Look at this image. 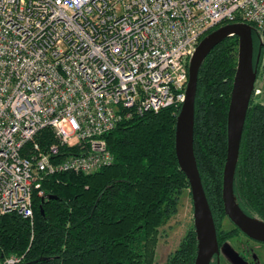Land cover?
I'll use <instances>...</instances> for the list:
<instances>
[{
	"label": "built area",
	"instance_id": "2783aa9c",
	"mask_svg": "<svg viewBox=\"0 0 264 264\" xmlns=\"http://www.w3.org/2000/svg\"><path fill=\"white\" fill-rule=\"evenodd\" d=\"M232 23L263 41L264 0H0V216L32 221L47 175L95 173L120 122L180 110L196 46Z\"/></svg>",
	"mask_w": 264,
	"mask_h": 264
},
{
	"label": "trees",
	"instance_id": "16d2710c",
	"mask_svg": "<svg viewBox=\"0 0 264 264\" xmlns=\"http://www.w3.org/2000/svg\"><path fill=\"white\" fill-rule=\"evenodd\" d=\"M231 38L235 45L223 47ZM231 38L205 58L194 107V154L214 224L215 212L222 213L226 117L237 65L238 43ZM178 113L168 107L120 122L103 136L112 162L95 173L47 175L45 196L32 195V221L16 213L0 216V258L22 256L21 264H156L160 230L189 189L175 157ZM39 140L48 146L51 132L42 131ZM234 175L236 201L264 221L261 105L247 111ZM195 256L192 233L164 264H193Z\"/></svg>",
	"mask_w": 264,
	"mask_h": 264
},
{
	"label": "water",
	"instance_id": "95a60500",
	"mask_svg": "<svg viewBox=\"0 0 264 264\" xmlns=\"http://www.w3.org/2000/svg\"><path fill=\"white\" fill-rule=\"evenodd\" d=\"M231 37L237 38L238 52L226 117V158L222 173L221 200L225 216L242 233L253 240L264 242V221L244 214L237 204L233 190L242 132L256 80V68L253 64V28L244 23H232L213 30L196 46L188 62L185 100L175 124V157L179 170L188 181L193 208L196 240V256L193 264H209L213 255L218 253L216 229L198 172L193 147L197 78L209 53Z\"/></svg>",
	"mask_w": 264,
	"mask_h": 264
},
{
	"label": "rangeland",
	"instance_id": "374dc122",
	"mask_svg": "<svg viewBox=\"0 0 264 264\" xmlns=\"http://www.w3.org/2000/svg\"><path fill=\"white\" fill-rule=\"evenodd\" d=\"M235 40L233 38L229 39L223 47L226 46H234ZM222 47V48H223ZM221 48V49H222ZM258 82L257 88H262L260 86L262 79V71H259L258 74ZM264 103V96H254L252 99V106L257 104ZM193 208L190 197L189 189H185L178 201V206L176 208V213L166 222L165 226L160 230V237L158 239V243L156 246V255H155V263L156 264H164L167 261V258L178 248L180 243H184L185 238H191V234L194 233L193 227ZM216 224L217 229L221 234V238L237 236V233H232L233 229L231 225L226 220V218L222 213H216ZM232 233V234H230ZM230 234V235H229ZM222 248L224 250L231 251L232 247L230 241H224ZM254 250H260L258 248H254ZM222 264H226L222 262Z\"/></svg>",
	"mask_w": 264,
	"mask_h": 264
},
{
	"label": "flooded vegetation",
	"instance_id": "af4514ba",
	"mask_svg": "<svg viewBox=\"0 0 264 264\" xmlns=\"http://www.w3.org/2000/svg\"><path fill=\"white\" fill-rule=\"evenodd\" d=\"M212 31H210L209 33H211ZM253 64L256 68V80H255L254 90H253V94H252L248 109L250 107H253L251 103H252V99L254 96H260V95L264 96V40L263 41L259 40L258 37L254 33H253ZM259 71H262V79H261L262 85L260 84L262 88L259 89L260 93L258 95H255L254 91L257 88ZM257 105H261L262 109H264L263 102L262 104H257ZM237 204L239 208L243 211V213L246 214L247 216L263 221L256 216L247 214L241 207L240 203L237 202ZM222 212L224 214L223 205H222ZM224 217L231 225V228L233 229L232 233H237V236H231V237L226 236L222 239L219 229H217V224H214L215 229H216L217 243H218V253L213 255L209 264H222V262H225L226 264H264V242L256 241V240L249 238L244 233H242L225 216V214H224ZM226 240L230 241V244L232 247L231 251L224 250L222 248V245L224 241ZM254 248H258L260 250H254Z\"/></svg>",
	"mask_w": 264,
	"mask_h": 264
}]
</instances>
